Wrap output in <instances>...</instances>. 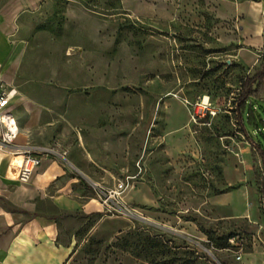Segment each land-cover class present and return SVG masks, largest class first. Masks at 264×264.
Instances as JSON below:
<instances>
[{"label": "rangeland", "instance_id": "1", "mask_svg": "<svg viewBox=\"0 0 264 264\" xmlns=\"http://www.w3.org/2000/svg\"><path fill=\"white\" fill-rule=\"evenodd\" d=\"M33 22L54 35L34 49L45 76L74 91L46 94L70 97L46 139L91 179L141 181L123 193L134 217L59 215L58 239L71 246L65 264H149L148 235L158 242L150 257L163 264H264V159L249 141L264 149V100L243 110L248 134L236 113L241 82L264 64V0H48ZM201 98L218 111L192 120L190 103ZM186 134L189 144L171 153L166 144ZM87 151L100 166L81 161ZM236 164L243 180L223 197L255 222L219 218L207 200L225 187L224 165L237 178ZM136 190L140 198L126 196ZM228 234L233 245L223 244ZM121 235L129 245L118 248Z\"/></svg>", "mask_w": 264, "mask_h": 264}, {"label": "crops", "instance_id": "2", "mask_svg": "<svg viewBox=\"0 0 264 264\" xmlns=\"http://www.w3.org/2000/svg\"><path fill=\"white\" fill-rule=\"evenodd\" d=\"M47 1L0 0V86L16 90L9 100L8 109L14 114L19 126V133L13 143L7 148H0V264H65L71 254V246L58 239L59 215L64 211L81 210L89 213L101 212L102 209L84 176L85 171L70 157L68 148L56 139L47 140L49 135L45 136L57 122L65 119L60 110L68 109L70 98L68 96L63 103L49 102L46 94L55 91L74 92L68 90L69 85L61 88L54 78L45 76L42 65L44 57L34 50L44 44V38L50 41L54 39L51 31L46 27L36 28L33 22ZM171 97H177L184 103L183 97ZM164 114L166 118L167 113ZM167 132L170 130L164 131L165 141ZM53 141L67 148L68 157L77 170L54 158L43 157L28 180H18L10 161L12 164L20 156L12 155L9 151ZM187 144L189 134L185 138L176 137L166 147L172 153L173 149L181 150ZM236 159L244 167V160ZM81 161L89 168L100 166L96 157L90 156L88 151L81 156ZM234 169L239 171L237 164ZM222 173L225 186H238L243 180L239 172L236 179L229 176L225 165ZM138 183L135 184L137 188L140 185ZM228 190L213 192L207 198L216 210L217 217L246 218L255 222L251 213L238 211L228 198L223 197ZM126 196L138 199L142 195L136 190L127 192Z\"/></svg>", "mask_w": 264, "mask_h": 264}, {"label": "built area", "instance_id": "3", "mask_svg": "<svg viewBox=\"0 0 264 264\" xmlns=\"http://www.w3.org/2000/svg\"><path fill=\"white\" fill-rule=\"evenodd\" d=\"M15 92L14 88L5 89L0 86V148L2 149L10 146L19 133L17 120L12 111L8 109L9 100ZM260 98L264 100V96ZM251 104L252 108L255 109V104L253 102ZM190 105V118L192 120H196L197 117L204 116L207 113L215 114L218 111V107L208 98H201L190 103ZM9 152L12 155L20 156L12 164L10 161V165L14 168V176L20 181H26L30 178L32 172L40 165L43 157L54 158L65 166L77 170V167L68 157L67 148L57 141H53L50 144L14 148ZM133 176L126 175L124 178H118L110 186L101 181L91 179L86 175L85 178L105 212L130 218L138 215L139 212L124 199L123 193L134 185L130 179ZM233 239V237L229 238L230 241H233ZM240 256V253L236 254V258L239 259Z\"/></svg>", "mask_w": 264, "mask_h": 264}, {"label": "trees", "instance_id": "4", "mask_svg": "<svg viewBox=\"0 0 264 264\" xmlns=\"http://www.w3.org/2000/svg\"><path fill=\"white\" fill-rule=\"evenodd\" d=\"M264 93V64H262L256 71L254 74L250 75V76H246L244 78V80L241 82L240 85V92L239 95L237 97V118L240 121L241 124H243V127L246 131V133L248 134V131L245 128L244 125V119H243V110L245 109V107L248 105L249 107V111L252 113L253 108H252V100L253 99H259L261 97V94ZM249 100H251V102H249ZM250 112H248V115H250ZM252 143L257 144V146L259 147L261 154L263 156L264 159V149L261 147L260 142H256L254 140H252V138H250L249 140ZM264 185V184H263ZM235 185H227L223 188H220L218 191H223L224 189H228L231 187H234ZM260 192L264 195V188L262 187V184L260 186ZM216 191V192H218ZM234 234H228L224 236V241L223 244L224 245H233V241H230L229 238L234 237ZM122 235L118 236L116 241L113 243L116 247L121 248L123 245H129V242L127 239L124 238V241L121 240ZM119 241V242H118ZM230 241V242H228ZM132 244V243H131ZM142 245H144L145 247V257L146 259L149 261V264H163L165 263L164 261L162 262H158L157 260L154 259V257H150V247L151 246H156L158 245V242H156V239H154L153 237H150V235L146 236V238L144 239V242L142 243ZM136 246V243H135ZM133 253V250H130ZM135 255H138L139 252H134Z\"/></svg>", "mask_w": 264, "mask_h": 264}]
</instances>
